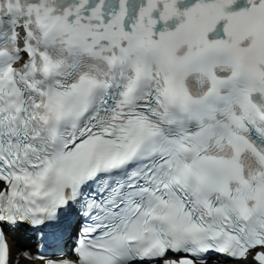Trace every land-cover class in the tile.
Wrapping results in <instances>:
<instances>
[{
    "label": "snow or ice",
    "instance_id": "1",
    "mask_svg": "<svg viewBox=\"0 0 264 264\" xmlns=\"http://www.w3.org/2000/svg\"><path fill=\"white\" fill-rule=\"evenodd\" d=\"M22 259L264 264V0H0Z\"/></svg>",
    "mask_w": 264,
    "mask_h": 264
}]
</instances>
